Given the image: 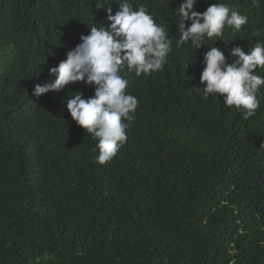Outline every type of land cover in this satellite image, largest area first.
<instances>
[{"label":"trees","instance_id":"trees-1","mask_svg":"<svg viewBox=\"0 0 264 264\" xmlns=\"http://www.w3.org/2000/svg\"><path fill=\"white\" fill-rule=\"evenodd\" d=\"M120 1L0 0V264H264V86L247 120L219 95L202 99L212 41L176 47L182 0H131L169 28L172 50L162 71L121 74L138 106L106 164L93 162L96 140L64 104L93 86L33 95ZM214 3L253 15L226 28L225 43H264L252 34L264 31V0H196L194 10ZM224 42H214L223 53Z\"/></svg>","mask_w":264,"mask_h":264},{"label":"clouds","instance_id":"clouds-1","mask_svg":"<svg viewBox=\"0 0 264 264\" xmlns=\"http://www.w3.org/2000/svg\"><path fill=\"white\" fill-rule=\"evenodd\" d=\"M195 3L196 0H182L172 12L179 33L176 47L190 43L195 50L208 45L206 39L212 41L203 54L204 67L199 76L203 86L196 89L204 100L219 95L225 107L235 108L247 120L260 107L257 93L264 86V75L257 74L256 69L264 68V43L257 42L243 50L244 43L237 45L236 37L227 35L225 43L224 36L226 28L238 32L253 15L226 3L211 4L200 12L194 10ZM105 16L110 23L88 27L89 33L80 35V43L66 52V58L48 69L52 78L44 84L37 83L32 90L39 97L59 92L70 83L83 81L93 86L91 97L85 99L77 91L64 104L72 120L96 140L92 150L97 154L92 159L99 165L109 162L126 143L127 130L135 120L138 99L126 92L129 81L121 74L139 77L162 71L172 50L169 28L157 24V17L145 6L134 7L131 0H122L107 8L102 20ZM252 28V34L264 36V31L256 30L260 27ZM216 40L225 43V53L214 46ZM224 54L234 57L231 63Z\"/></svg>","mask_w":264,"mask_h":264}]
</instances>
